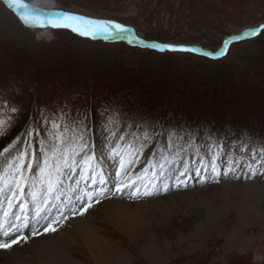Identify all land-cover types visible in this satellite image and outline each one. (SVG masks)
I'll return each mask as SVG.
<instances>
[{
  "label": "rangeland",
  "instance_id": "1",
  "mask_svg": "<svg viewBox=\"0 0 264 264\" xmlns=\"http://www.w3.org/2000/svg\"><path fill=\"white\" fill-rule=\"evenodd\" d=\"M1 1L6 3V0ZM28 1L40 5L39 12L43 14L48 13L46 8L64 9L90 19L111 20L124 26L130 24L137 28L127 26L131 33L145 42H148L146 39L165 42H148L152 45L194 46L211 53L220 50L227 37L264 24V0ZM14 17L0 4V62L6 67L8 63L21 67L18 78L35 91L48 89L46 93L50 92V88H37L35 79L40 81V77L48 81H66L75 76L76 84L87 82L85 85L105 86L117 76L123 80L135 76L133 85H124V91L116 95L118 100L134 96L138 87L146 93L157 94L162 87L176 84L187 91L191 99L192 93H200L206 104L198 108L203 110L205 105L216 108L215 113L219 115L216 116L220 119L225 112L235 111L236 107L230 111L235 103L241 106L239 109L249 106L264 111V34L257 41L232 45L224 60H210L201 56L198 57L205 59L144 55L123 50L121 46L89 45L68 39L66 33H29ZM16 84L22 86L19 81ZM16 84L8 85L10 89L0 88V93L6 97L14 95L12 88ZM82 88L70 90L71 97H78L75 93H82ZM170 93L180 99L177 90ZM48 97L53 100L50 95ZM251 99L254 103L247 104ZM17 101L22 103L21 96ZM18 103L4 106L2 113L0 109V152L13 144L22 151L24 145L19 141H31V137L23 133H31L34 128L28 129L27 124L20 128L17 125V120L20 122L27 111ZM181 103L191 106L187 101ZM62 108L66 109L59 107L56 120L49 122L48 115L41 117L42 127L46 129L45 140L53 139L52 122L61 124V116H65ZM119 109L113 102L100 110L99 116L93 119L92 128L82 134L89 150L97 157L110 156L111 147L124 143L118 139L121 136L134 146L119 150L123 152L126 167L129 161L136 160L132 164L131 178L136 180L139 195H131L129 189L116 193L112 190L107 192L106 198L98 196L99 202L94 200L82 215L66 212L68 219H60L59 224L54 225V232L40 230L41 234L33 236L27 229L26 240L0 249V264H264V167L261 166L264 154L254 159V153H259L264 144L247 137L230 142L222 132H213L210 122L196 127L192 122L184 123L180 117L181 122L167 130V135L176 142L175 151L159 152L155 156L151 134L157 119L144 112L126 113ZM226 117L227 122L234 118ZM66 120L62 125L68 129L64 135H74L76 130L70 129L73 121ZM241 132L242 137L246 130ZM201 137L203 141L207 139L204 147ZM189 141L191 148H187ZM76 143V147L61 148H66L73 159H78L74 153L81 150L80 137ZM210 143L213 145L211 151ZM181 146L187 151L178 157L175 153ZM136 150L140 151L138 158L134 155ZM181 157L183 165L179 163ZM201 158L204 168L197 175L193 169L201 167L195 162ZM173 160L175 164L171 163ZM165 161L162 171L159 164ZM103 163L106 173L116 170L115 162L105 159ZM109 164L113 166L109 168ZM61 167L65 166L61 163ZM175 168L187 171L188 175L176 179L169 171ZM52 172L55 180V169ZM4 175L0 172V179ZM91 185L85 188L82 182L76 195L83 196L85 191L99 195L107 190L106 185L100 186L99 177L95 185ZM75 187L65 178L62 189L53 194L52 204L79 209L81 204L75 201L72 191ZM35 191L42 199L39 184ZM61 192L63 204L55 199ZM65 197H73L72 202ZM38 202H33L29 195L28 206ZM30 207L29 215L32 213Z\"/></svg>",
  "mask_w": 264,
  "mask_h": 264
},
{
  "label": "snow or ice",
  "instance_id": "2",
  "mask_svg": "<svg viewBox=\"0 0 264 264\" xmlns=\"http://www.w3.org/2000/svg\"><path fill=\"white\" fill-rule=\"evenodd\" d=\"M6 3L9 8H14V11L25 26L70 29L72 32L83 37L95 38L102 36L106 40L127 38L129 43L133 39L130 36L131 29L111 20L90 19L62 11L43 14L29 7L24 0H6ZM140 43H143V41H140ZM154 46L159 47V45ZM163 47L173 50L191 51V49H185L183 47L177 48L172 45H163ZM52 128L54 129L52 133L53 141L48 145H45L44 141L39 139V133L33 129L31 133L28 131L23 133V136L31 137V141L29 142L23 139L19 141L20 144L24 145L22 151L16 144H13L4 149L3 152H0V160H2V163H0V172L5 174L0 179V234L3 237H9L14 233H19L21 226L31 230L33 236L39 235L41 234L40 229L36 228V225H41L42 221L43 224L41 227L43 232H54L56 231L54 225L59 224L60 219H68V216L65 215L66 212H70L71 215H82L92 206L94 200L97 203L99 202L98 195H93L90 191H85L84 195L80 196L76 195V192L79 190L82 182L85 188H87L89 183L95 184L97 182V177H99L100 184L107 186L106 191L99 193V195H104L105 198L107 197V192H111L113 188L117 192H123L125 189H129L131 195H139L136 180L131 178L132 164L136 160L129 161L126 167L123 160V152L119 150L125 146L127 148H133L134 146L123 136L118 139L124 143L111 147L109 149L110 156L104 157L102 155L101 157H97L94 152L89 150V144L84 139L83 134H81V150L74 153L78 159H73L69 156L66 148L61 149L59 146L66 143L64 131L68 130L67 126H62L53 121ZM180 139L184 138L180 137ZM170 146L175 147V142H171ZM191 147V142H187V148ZM212 147L213 145L210 143L209 151L212 150ZM215 147H219V145H215ZM187 148L181 146L175 153L176 156L179 157L182 152H186ZM198 152L199 149L197 148L196 153L198 154ZM259 154H264V148H261L259 153H254V159ZM134 155L138 158L140 151L136 150ZM105 159L115 162L116 170L114 172H105L103 163ZM195 162L201 165L200 168L193 169L199 175L201 169L204 168L203 159H198ZM61 163L65 167H61ZM165 163L167 161L159 164L162 171L165 168ZM171 163L175 164L176 161L173 160ZM179 163L180 165L184 164L182 157ZM112 166V164H109V168ZM261 166L264 167V161H262ZM53 169L56 172L55 180L52 179ZM211 170L215 171V168L212 167ZM229 170L231 171V166H229ZM169 171L172 172L176 179L188 175L187 171H181L180 168H175L174 170L169 169ZM65 178L69 181L70 185L74 184L76 186L72 191L75 196V201L81 204L79 209L75 207H60L52 204L53 194L58 189H62ZM45 181L47 182L46 186ZM38 184L41 186L42 199L35 191ZM29 189L32 191H29ZM145 194L151 195V193L147 192ZM29 195L33 202L39 201L31 206V216H29L30 209L27 204ZM62 196L63 193L61 192V195L55 196V199L61 200L63 204ZM65 199L72 202L73 197H65ZM26 239L27 236L17 235L14 239L0 240V249L11 248L13 245L19 243L20 240Z\"/></svg>",
  "mask_w": 264,
  "mask_h": 264
},
{
  "label": "trees",
  "instance_id": "3",
  "mask_svg": "<svg viewBox=\"0 0 264 264\" xmlns=\"http://www.w3.org/2000/svg\"><path fill=\"white\" fill-rule=\"evenodd\" d=\"M24 2L28 4L29 7L36 9L37 11L40 10V5H36L28 0H24ZM0 4L4 6L5 10H9L11 13H13L15 15L14 18L18 21V24L29 33H41L47 31L55 33H66L69 36L68 39L75 40L76 42L80 41L89 45H100L108 48L113 46H121L122 49L124 48L123 50L132 51L134 53H142L144 55H147L148 53L158 56H164L166 54L184 55L192 56L198 59H205L190 54L159 52L152 51L149 49L130 47L125 43H105L102 41H94L89 38L82 37L69 29H51L25 26L21 22L13 8H9L8 4L4 3L3 1H1ZM53 11L66 12V10L64 9L51 8H46L45 12ZM125 26L131 27L134 30L137 29L134 25L125 24ZM263 34L264 31L259 36L252 38L247 42H254L259 40ZM146 40L148 42L165 43L156 39ZM11 64L8 63V70V67H6L2 62H0V88L10 89V86L8 85L12 84V82H15L16 84L18 81L21 83L22 86L16 84L15 88H12V94L14 93V95H10L8 97H6L5 94L2 95L0 93L1 113L4 106H14L15 103H18L17 100L21 96L22 103L18 104H20V107L22 106L23 109H27V111L25 112L24 117L21 118L20 122L19 119L17 120V125L20 128L21 126H25V124H27L28 129L34 128L37 133H40L39 139L43 140L45 142V145H48V143L52 142L53 139L45 140L46 129L42 127L43 120H41V117L48 115L49 122L50 119L56 120L54 119V117L58 114L59 107H66V111L64 110V108H62V112L63 114H65V116H61L62 120L59 123H61L60 125H63L66 121H68L66 120L67 118L71 119L73 121V124L72 126H70V129H74V131H76L74 135H70L69 133H66L64 135L66 143L63 144L64 146L60 148H63L68 145L76 147V142L82 132H84L85 130H90L92 128L94 117L96 118V115L99 113L100 110L110 106V104L113 102L117 103L118 109L121 108L123 109L122 111H126V113L144 112L149 116L155 117L157 119V126L151 134V139L155 145V147H152V154H154L155 156L159 155V152L166 151L168 153H172L175 151L176 146H170L171 142H173V139L167 135V130L169 129V126L171 129L174 126H177L181 122L179 120L180 117L183 118L182 121L184 123L185 121H188L190 123L192 122L196 125V127L201 126L203 122H210V124L214 126L212 127L213 132H222L226 139L229 138L230 142H238L239 140L244 139L243 137H247V139H253L259 144H264V111H259L258 109L260 108L250 109L249 106H243L246 107V109H239L241 106L238 103H235L233 108L230 109V111H232L236 107L235 111L225 112V116L222 115L220 119V117H218L219 115L215 113L216 108H212L205 105V107H203V110H205V112H199L201 108L198 107H200V105L206 104L204 98L201 100L200 93H192L191 99L189 93L184 89L176 87V84L172 85L169 88L162 87V90L157 94L146 93L144 89L138 87V89H140L136 91L137 93L134 96L128 95V98H123V101H120L117 99L116 95H118L119 92L124 91V89L122 88L124 85H133V81L137 78L135 76H132L130 79L126 78L123 80L120 79V77H118L117 75H114L113 73L111 74L117 77L105 86L95 84L85 85L87 82H85V84H82V82L76 84V80L74 79L75 76L71 77L70 79H68L69 77L66 76V78L68 79L66 81H48L46 77H40V81L35 79V81H38L37 88H50V92L46 93L48 89H37L35 91L31 89L30 86H27L26 81L19 79L17 75V73L21 71V67L16 68L17 66H13ZM123 82H125V84H123ZM75 87H83V92H76L75 94H77L78 97L72 98L70 90ZM173 90L178 91L179 94L177 96H180V99L171 96L172 94L170 93V91ZM49 95L52 97L53 100H48ZM55 96H57V99L54 98ZM182 98H184V100H182ZM186 101L189 102L191 106H184V104L181 103H185ZM248 101L249 102L247 104L252 105L254 103L252 102V99ZM132 107H135V109H133ZM227 115L233 116L234 118L228 120L230 122H227ZM204 118H206V121H203ZM228 125L229 127H227ZM219 126H222V128L220 129ZM243 129H245L246 132L241 137L240 134L242 133L241 131ZM204 133H206V131ZM202 139L203 137H201L200 142H202V146L204 147V145L207 143V139H205L204 141Z\"/></svg>",
  "mask_w": 264,
  "mask_h": 264
},
{
  "label": "water",
  "instance_id": "4",
  "mask_svg": "<svg viewBox=\"0 0 264 264\" xmlns=\"http://www.w3.org/2000/svg\"><path fill=\"white\" fill-rule=\"evenodd\" d=\"M262 26H264V24L257 27V28H250V29L244 30L243 32H241L237 35H232V36L227 37L225 40V42H227V43L224 42L223 47L220 50H218L216 53L208 52V51L202 49L201 47L184 46V45H180V46L179 45H173V46H176L177 48L183 47L185 49H191V51L173 50L171 48L163 47V45H160L159 47H155L154 45L145 42L143 39L138 38L133 33H130V36L133 38L131 43L128 42L127 38L116 39V40H113V39H107L106 40L102 36H97L95 38L90 37V38H92L94 40H102L104 42H110V43L124 41L128 45L133 46V47L148 48V49H153V50H159L161 52H164V51L186 52V53L196 54L197 56L205 57V58H208L210 60H220V59H223L224 57L227 56V54H228V52H229V50L233 44L244 42V41H246L252 37L259 35L262 31H264V27H262ZM140 41H143V43H140Z\"/></svg>",
  "mask_w": 264,
  "mask_h": 264
},
{
  "label": "bare ground",
  "instance_id": "5",
  "mask_svg": "<svg viewBox=\"0 0 264 264\" xmlns=\"http://www.w3.org/2000/svg\"><path fill=\"white\" fill-rule=\"evenodd\" d=\"M88 185H91V183H89ZM87 185V186H88ZM95 184H93V185H91V187H93ZM103 184H100V186H102ZM105 187V186H104ZM112 192V191H111ZM113 192H117L116 190L114 191V189H113ZM30 207V206H29ZM31 208V207H30ZM32 215V213L29 215V216H31ZM43 224V221L41 222V225ZM41 225H36V228H39L40 230H42V227H41ZM85 232V231H84ZM29 234L28 232H27V229H25L23 226H21V229H20V232L19 233H14L13 235H10L9 237H3L2 236V234H0V240H10V239H14L17 235H25V234ZM82 235V234H81ZM29 236H31V235H29ZM81 239V238H80ZM20 241H22V240H20ZM19 241V242H20ZM85 242V241H84ZM44 248H45V246H44ZM122 263V262H121ZM2 264V263H1Z\"/></svg>",
  "mask_w": 264,
  "mask_h": 264
}]
</instances>
